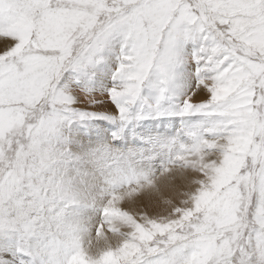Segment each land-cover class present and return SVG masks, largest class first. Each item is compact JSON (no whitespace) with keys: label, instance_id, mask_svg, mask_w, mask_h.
Wrapping results in <instances>:
<instances>
[{"label":"snow or ice","instance_id":"1","mask_svg":"<svg viewBox=\"0 0 264 264\" xmlns=\"http://www.w3.org/2000/svg\"><path fill=\"white\" fill-rule=\"evenodd\" d=\"M0 264H264V0H0Z\"/></svg>","mask_w":264,"mask_h":264}]
</instances>
